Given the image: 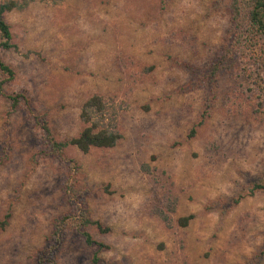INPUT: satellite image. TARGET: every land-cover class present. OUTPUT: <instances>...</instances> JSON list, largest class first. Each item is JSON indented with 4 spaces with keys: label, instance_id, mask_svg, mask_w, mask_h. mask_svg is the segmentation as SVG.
Listing matches in <instances>:
<instances>
[{
    "label": "rangeland",
    "instance_id": "rangeland-1",
    "mask_svg": "<svg viewBox=\"0 0 264 264\" xmlns=\"http://www.w3.org/2000/svg\"><path fill=\"white\" fill-rule=\"evenodd\" d=\"M228 14L227 0H32L4 13L17 45L0 50L14 72L4 89L26 92L56 138L80 129L91 93L112 97L121 137L86 152L65 147L69 168L40 154L33 118L23 104L8 112L0 95V216L10 212L0 264H35L54 218L70 210L69 188L109 227H87L106 245L97 252L105 264H248L263 248L264 192L229 205L264 175V111L254 110L246 61L234 49L215 78L195 77L220 58ZM170 195L164 225L153 207ZM94 250L67 232L55 259L92 264Z\"/></svg>",
    "mask_w": 264,
    "mask_h": 264
},
{
    "label": "trees",
    "instance_id": "trees-1",
    "mask_svg": "<svg viewBox=\"0 0 264 264\" xmlns=\"http://www.w3.org/2000/svg\"><path fill=\"white\" fill-rule=\"evenodd\" d=\"M30 1L32 0L0 1V50L17 49L4 13L13 9L21 10ZM227 8L229 31L220 49V58L211 62L201 75L195 77L207 81L215 78L222 63L233 55L234 49H239L246 61L244 68L246 67L247 70V83L256 98L254 110L264 111V0H227ZM171 61L174 65L184 66L181 60L172 58ZM13 75L12 67L0 56V95L8 101V112L15 110L19 104H23L26 113L33 118L41 134L40 154L56 156L70 168L76 166V163L63 155L65 147L72 145L81 152H86L91 147H111L121 137L118 127L119 104L112 97H105L94 92L87 96L79 106L78 119L82 125L76 134L56 138L43 115L30 105L26 92L4 89V84L11 80ZM208 108L209 102H206L201 115L206 114ZM199 123L200 120L196 124ZM193 130V127L190 128V133ZM66 187L67 190L68 186ZM69 189L70 210L54 218L46 241L35 254L34 262L35 264H57L55 255L68 232L80 237L86 245L95 246L91 255L92 264H105L97 252L106 245L95 240L87 227L93 226L100 232L107 231L109 227L103 225L98 219L90 217L86 212L80 192L74 188ZM254 191L264 192V175L259 180L252 181L242 192L231 197L229 205L237 203L244 194H251ZM174 208L175 196L170 195L165 197L162 204L153 207V213L164 225H171V213ZM9 216L8 209L1 214L0 229L5 227ZM191 217L192 213H187L176 217L175 221L182 226L187 224ZM262 254H264V244L248 264L257 263Z\"/></svg>",
    "mask_w": 264,
    "mask_h": 264
}]
</instances>
